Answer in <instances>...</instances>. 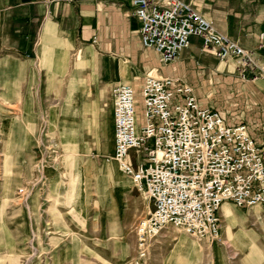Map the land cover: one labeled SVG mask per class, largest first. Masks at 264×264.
<instances>
[{"label": "rangeland", "instance_id": "obj_1", "mask_svg": "<svg viewBox=\"0 0 264 264\" xmlns=\"http://www.w3.org/2000/svg\"><path fill=\"white\" fill-rule=\"evenodd\" d=\"M21 69H5L0 82V264H264V208L232 200L236 219L220 207L218 236L168 223L140 258L136 226L152 199L121 171L105 125L100 146L97 124L54 115ZM198 84L232 109V84L221 73ZM138 110L141 122L143 99ZM256 118L264 133V117Z\"/></svg>", "mask_w": 264, "mask_h": 264}, {"label": "crops", "instance_id": "obj_2", "mask_svg": "<svg viewBox=\"0 0 264 264\" xmlns=\"http://www.w3.org/2000/svg\"><path fill=\"white\" fill-rule=\"evenodd\" d=\"M186 1L251 51L245 76L234 58L220 59L196 35L175 59L162 61L158 50L142 41L132 0H0V82L5 69L12 75L21 67L23 82L37 85L34 92L50 101L46 106L54 115L87 116L97 124L100 146L105 125L113 153L114 88L130 83L138 110L145 76L168 75L175 79L173 88L189 85L201 106L214 107L228 124L246 123L254 142L264 143V133L254 126L256 116L264 117V0ZM214 73L232 84L231 110L217 92L198 86Z\"/></svg>", "mask_w": 264, "mask_h": 264}, {"label": "built area", "instance_id": "obj_3", "mask_svg": "<svg viewBox=\"0 0 264 264\" xmlns=\"http://www.w3.org/2000/svg\"><path fill=\"white\" fill-rule=\"evenodd\" d=\"M132 2L143 43L155 47L162 61L175 59L196 35L220 59L234 58L245 76L251 51L189 1ZM174 81L168 75L145 76L141 122L132 85L120 83L113 92V156L153 201L136 226L140 258L149 239L168 223L196 236H218L224 201L264 208V143L254 142L246 123L228 124L217 109L201 106L189 85L173 88Z\"/></svg>", "mask_w": 264, "mask_h": 264}, {"label": "bare ground", "instance_id": "obj_4", "mask_svg": "<svg viewBox=\"0 0 264 264\" xmlns=\"http://www.w3.org/2000/svg\"><path fill=\"white\" fill-rule=\"evenodd\" d=\"M117 162V161H116ZM118 163V162H117ZM119 165V163H118ZM120 167V166H119ZM121 169V168H120ZM121 171L126 175L128 176L122 169ZM129 177V176H128ZM130 178V177H129ZM131 179V178H130ZM225 203H233V202H227V201H224L221 205V208H222V213L223 215L225 216L226 219L230 220V221H234L236 219V215L233 213V211L231 210V208L229 207V205H224ZM223 206V207H222Z\"/></svg>", "mask_w": 264, "mask_h": 264}]
</instances>
